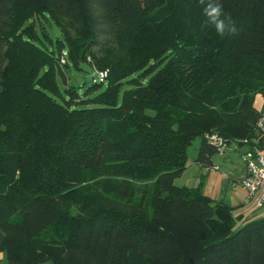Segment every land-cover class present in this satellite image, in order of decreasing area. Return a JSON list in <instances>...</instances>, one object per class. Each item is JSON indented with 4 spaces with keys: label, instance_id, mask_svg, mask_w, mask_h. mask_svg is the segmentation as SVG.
Returning <instances> with one entry per match:
<instances>
[{
    "label": "trees",
    "instance_id": "trees-1",
    "mask_svg": "<svg viewBox=\"0 0 264 264\" xmlns=\"http://www.w3.org/2000/svg\"><path fill=\"white\" fill-rule=\"evenodd\" d=\"M208 2L0 0V264H264V214L174 183L264 147V0Z\"/></svg>",
    "mask_w": 264,
    "mask_h": 264
},
{
    "label": "crops",
    "instance_id": "crops-1",
    "mask_svg": "<svg viewBox=\"0 0 264 264\" xmlns=\"http://www.w3.org/2000/svg\"><path fill=\"white\" fill-rule=\"evenodd\" d=\"M254 107L264 114V96L255 94ZM245 144L231 143L211 157L210 165H195V184L202 182V192L211 199L223 200L234 207L235 215H242L243 219L256 218L264 214V207H257L254 197H248L247 191L239 184L245 174V165L242 159L247 150ZM191 163V161L189 162ZM0 232V239H1ZM5 260L0 250V262Z\"/></svg>",
    "mask_w": 264,
    "mask_h": 264
},
{
    "label": "rangeland",
    "instance_id": "rangeland-1",
    "mask_svg": "<svg viewBox=\"0 0 264 264\" xmlns=\"http://www.w3.org/2000/svg\"><path fill=\"white\" fill-rule=\"evenodd\" d=\"M63 59V58H62ZM64 61V59H63ZM61 58L59 60L60 63H63ZM16 67L13 64V56L12 59L8 61L7 68L5 70V78L4 82L9 83L12 82L13 73ZM65 75L69 84L76 85L77 90L80 92L83 91V87L90 83V81H86L87 76H93L94 81H98V77L95 72L91 69L88 64H81V70H76L72 66L70 68H65ZM20 72V71H19ZM19 72L17 75H19ZM11 79V80H9ZM58 84L62 87V81L60 77H57ZM105 84L101 85V89L104 88ZM200 143V139L195 138L191 145L187 149V165L183 171V173L174 179V183L177 185H186L192 187L195 184V165L192 160L197 156V150ZM191 161V163H189Z\"/></svg>",
    "mask_w": 264,
    "mask_h": 264
},
{
    "label": "built area",
    "instance_id": "built-area-1",
    "mask_svg": "<svg viewBox=\"0 0 264 264\" xmlns=\"http://www.w3.org/2000/svg\"><path fill=\"white\" fill-rule=\"evenodd\" d=\"M61 61H63L61 57ZM100 79L105 72L99 71ZM259 125L264 127V118L259 120ZM242 159L245 165V174L239 184L247 191L248 197H254L257 207H264V147L246 150Z\"/></svg>",
    "mask_w": 264,
    "mask_h": 264
},
{
    "label": "clouds",
    "instance_id": "clouds-1",
    "mask_svg": "<svg viewBox=\"0 0 264 264\" xmlns=\"http://www.w3.org/2000/svg\"><path fill=\"white\" fill-rule=\"evenodd\" d=\"M200 3L204 4L205 0H200ZM204 14L208 18L206 24L211 23L212 25H214L215 30L221 36H223L226 31H234V25H232L231 21L221 19L223 10L220 3L210 0V2H208L204 7Z\"/></svg>",
    "mask_w": 264,
    "mask_h": 264
},
{
    "label": "water",
    "instance_id": "water-1",
    "mask_svg": "<svg viewBox=\"0 0 264 264\" xmlns=\"http://www.w3.org/2000/svg\"><path fill=\"white\" fill-rule=\"evenodd\" d=\"M85 80H86V81L91 80V76H87Z\"/></svg>",
    "mask_w": 264,
    "mask_h": 264
}]
</instances>
